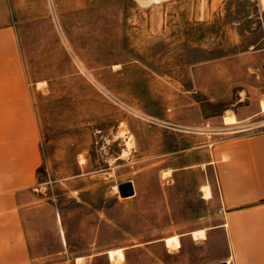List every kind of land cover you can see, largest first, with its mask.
<instances>
[{
  "label": "rangeland",
  "instance_id": "374dc122",
  "mask_svg": "<svg viewBox=\"0 0 264 264\" xmlns=\"http://www.w3.org/2000/svg\"><path fill=\"white\" fill-rule=\"evenodd\" d=\"M3 15L15 22L40 157L24 211L33 262L230 256L206 161L221 138L264 129L260 0H0ZM232 114L246 126L224 124ZM129 180L123 198L115 187ZM173 234L180 247L167 248Z\"/></svg>",
  "mask_w": 264,
  "mask_h": 264
},
{
  "label": "crops",
  "instance_id": "0c3cea01",
  "mask_svg": "<svg viewBox=\"0 0 264 264\" xmlns=\"http://www.w3.org/2000/svg\"><path fill=\"white\" fill-rule=\"evenodd\" d=\"M83 1L96 5L116 0ZM32 113L15 22L3 15L0 17V264H69L67 260L33 262L27 238L24 211L40 160ZM239 122L237 119L235 124ZM206 164L213 170L217 210H222L219 215L230 250V256L219 262L264 264V129H240L221 138L209 149Z\"/></svg>",
  "mask_w": 264,
  "mask_h": 264
},
{
  "label": "bare ground",
  "instance_id": "6f19581e",
  "mask_svg": "<svg viewBox=\"0 0 264 264\" xmlns=\"http://www.w3.org/2000/svg\"><path fill=\"white\" fill-rule=\"evenodd\" d=\"M150 1H152V2H158L159 0H140V2L143 3V4H146L147 2H150ZM260 3L262 5V7L264 8V0H260ZM38 83L43 84L44 82L41 81V82H38ZM259 107H260V111L261 112H264V100H262L259 103ZM222 121H223L224 124L232 125V124L237 123V118L233 114L232 115H224L222 117ZM120 135H124V130L123 129L120 130ZM125 145H126V148L122 151V154H121L120 157H124L127 154H129V150L131 148V138H128L126 140V144ZM167 172L168 171L165 170L163 173H166V175H167ZM115 189L117 190V187H115ZM200 191L202 192L204 199H209L211 197V188H210V185L209 184H203L200 187ZM204 234H205L204 233V229H195V230H192L190 232V235L192 236L193 239H198L200 237H204ZM163 240H164L163 242H164V244H165V246L167 248H177V247H180L179 236L176 235V234L169 235L167 237L165 236V238ZM108 256H109L110 260L122 259L123 258L122 250L121 249H110L108 251ZM81 259H82V257H79V256L76 257L75 258L76 264H80Z\"/></svg>",
  "mask_w": 264,
  "mask_h": 264
},
{
  "label": "water",
  "instance_id": "95a60500",
  "mask_svg": "<svg viewBox=\"0 0 264 264\" xmlns=\"http://www.w3.org/2000/svg\"><path fill=\"white\" fill-rule=\"evenodd\" d=\"M117 188H118V194L123 198L130 197L134 194L133 183L130 180L119 183L117 185ZM215 264H228V263L224 261Z\"/></svg>",
  "mask_w": 264,
  "mask_h": 264
},
{
  "label": "built area",
  "instance_id": "2783aa9c",
  "mask_svg": "<svg viewBox=\"0 0 264 264\" xmlns=\"http://www.w3.org/2000/svg\"><path fill=\"white\" fill-rule=\"evenodd\" d=\"M218 212H219V213H221V212H222V210L219 208V209H218Z\"/></svg>",
  "mask_w": 264,
  "mask_h": 264
}]
</instances>
